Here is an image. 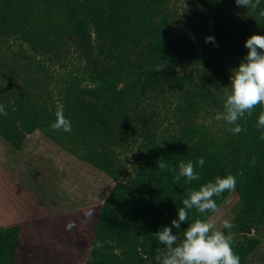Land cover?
Instances as JSON below:
<instances>
[{
    "label": "trees",
    "instance_id": "trees-1",
    "mask_svg": "<svg viewBox=\"0 0 264 264\" xmlns=\"http://www.w3.org/2000/svg\"><path fill=\"white\" fill-rule=\"evenodd\" d=\"M201 1L214 15L246 9L252 23H264V0L255 8H243L235 0ZM158 4L159 0H0V36L17 37L35 50L48 53L64 36L86 45L92 32L108 53L130 46L136 49L129 56L122 53L118 65L90 76L91 86L84 91L81 87L77 92L68 90L60 108L71 122L70 132L61 130L64 138L52 134L56 108L44 110L27 91L16 96L14 103L9 94L0 95L7 112L0 116V139L15 162L10 169L8 158L0 164L5 201L11 207L0 222V264H149L166 250L153 234L176 218L179 200L189 189L227 174L237 179L234 190L240 202L230 220L233 251L240 264H264L257 237L237 236L264 232V140L260 139L264 129L256 126L264 108L256 105L251 115L238 121L244 130L227 140L198 122L196 117L208 97L192 87L191 77L178 76L166 66L182 57L166 27L167 17L158 13ZM252 28L244 24L239 34L230 29L231 42L221 48L208 44L200 58L206 60L210 49L214 59L222 58L218 66L225 64L231 72L246 54L244 41ZM66 85L75 82L66 80ZM167 87L182 94L179 127L160 140L147 130L134 175L115 181L101 201L66 191L59 165L42 152L37 132L51 141L71 144L72 154L113 176L110 150L128 141L135 130L134 106L146 93ZM199 157L205 159V166L196 168L200 180L187 184L183 177L174 179L180 161L195 163ZM161 161L167 165L163 169L158 167ZM229 194L226 190L213 198L218 207ZM58 205L66 211L56 210ZM214 213L201 216L193 209L189 216L190 220L209 219ZM70 222L74 227L68 230ZM186 227L181 224V229ZM97 242L103 246L97 247Z\"/></svg>",
    "mask_w": 264,
    "mask_h": 264
},
{
    "label": "rangeland",
    "instance_id": "rangeland-1",
    "mask_svg": "<svg viewBox=\"0 0 264 264\" xmlns=\"http://www.w3.org/2000/svg\"><path fill=\"white\" fill-rule=\"evenodd\" d=\"M157 10L159 15L167 17L166 27L175 38L176 52L182 57L179 62L171 61L166 66L173 69L178 76L191 77L192 87L201 89L208 97L196 119L209 126L216 137L227 140L232 134L228 131L230 126L223 121L215 120L214 117L217 112L223 110L222 105L227 91L225 87L229 83L230 72L225 64L218 66L222 58L219 59L220 57L217 56L214 59L210 49L205 52L206 60L200 58L203 49L211 44L206 43L204 38L209 35L214 36L216 43L212 45L221 48L231 42L234 36L231 30L239 34L241 30L238 28L248 24L253 28L246 33L247 38L253 34L264 35V23L258 26L252 23L251 12L246 9L227 12L225 15H221L222 12L219 11L218 15H214L201 0H159ZM134 48L130 46L124 50H115L113 54L108 53L106 46L96 37V33L92 32L91 39L86 45L64 36L57 47L45 53L33 49L27 43H22L17 37L0 36V89L5 90L0 92V95L9 94V101L14 103L16 96L27 91L44 110L47 111L52 107L56 108L55 112L60 111L68 90L77 92L78 87H81L84 91L86 87L91 86L90 76L118 65V61L123 58L122 53H127L129 56L130 52L136 50ZM66 80L74 81L75 85L67 86ZM182 103L181 92L168 87L158 92L146 93L138 100L132 111V118L136 123L135 130L128 135V141L110 150L113 159L111 164L114 170L113 176L94 168L77 154H72L71 144H60L58 139L55 140L56 142L51 141L40 132H37V136L41 138L42 152L58 163L61 172L59 176H62L64 189L88 201H101L115 181L127 180L134 175L147 130H152L155 139L160 140L163 134L178 129L180 120L178 106ZM52 134L56 137V134L59 135L58 137H65L62 136L61 130H53ZM6 147L0 139V164L7 163L5 158H8L11 163L6 167L10 169L15 162L10 159ZM5 186L6 183L0 174L2 196L0 222L4 221L2 219L11 212L9 203L5 201L7 193ZM70 205L67 207L69 208ZM57 207L56 210L59 212L66 211V207L59 205ZM239 208L240 202L233 190L208 220L222 229V221L231 220ZM237 236L241 239H245L244 236L257 237V251L264 253V232L261 235H254L253 231H250L245 235L240 233V236ZM165 251L162 250L161 254ZM149 264H156V260L150 261Z\"/></svg>",
    "mask_w": 264,
    "mask_h": 264
},
{
    "label": "clouds",
    "instance_id": "clouds-1",
    "mask_svg": "<svg viewBox=\"0 0 264 264\" xmlns=\"http://www.w3.org/2000/svg\"><path fill=\"white\" fill-rule=\"evenodd\" d=\"M235 3L243 8H255L260 0H235ZM206 43L215 45L214 36H206ZM246 54L231 70L229 83L225 87V99L223 110L215 115V120L223 121L228 131L233 135L240 134L244 129L238 123L246 114L251 115L256 105L264 108V35L253 34L244 41ZM7 115L4 105L0 104V116ZM258 129H264V111L257 117ZM53 130L71 131V122L63 114L57 111L56 119L52 123ZM264 140V132L261 133ZM167 165L161 161L158 167L163 169ZM205 159L199 157L195 163L191 160L178 164V173L175 180L185 179V183L191 184L200 180L197 167L203 168ZM237 179L232 174L223 177L217 176L206 184L196 189H189L187 195L181 198L180 207L177 209L176 218L171 220L170 225L158 229L153 237L158 241L165 252L155 257L156 264H240V257L233 251V223L224 219L222 229L229 230L227 233L217 228L208 219L195 218L190 220V212L195 209L201 216L216 212L218 205L214 197H219L226 190L231 192L235 189ZM187 227L181 229V224ZM73 223H68L66 228L71 230ZM175 229L176 231H173ZM97 247L103 245L99 242Z\"/></svg>",
    "mask_w": 264,
    "mask_h": 264
}]
</instances>
